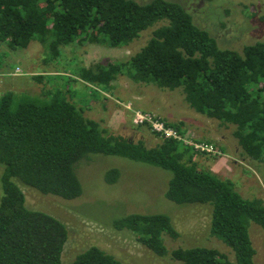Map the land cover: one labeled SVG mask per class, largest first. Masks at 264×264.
I'll use <instances>...</instances> for the list:
<instances>
[{
  "label": "trees",
  "instance_id": "16d2710c",
  "mask_svg": "<svg viewBox=\"0 0 264 264\" xmlns=\"http://www.w3.org/2000/svg\"><path fill=\"white\" fill-rule=\"evenodd\" d=\"M158 23L146 45L129 59L81 67L77 78L106 90L119 75L160 89L180 88L191 109L233 125L243 154L264 163V42L241 52L220 49L180 3L170 0H0V43L15 51L37 41L46 52L45 63L57 61L61 47L77 43L126 47ZM46 77L52 85L49 100L43 99L48 96L43 92L40 97L18 92L0 96V264H62L67 227L29 209L20 186L75 200L82 195L78 163L95 154L170 172L166 199L179 206L209 207L210 236L232 251L233 260L200 246L169 252L163 236L177 239L179 234L165 214L111 218L114 229L128 230L157 257L180 264H255L249 231L252 224L264 231L263 200L245 199L231 181L199 171L194 149L181 142L162 139L146 148L142 142L110 135L65 98L68 88L54 90L55 76L34 79ZM119 173L108 170L105 182L116 183ZM74 264L123 263L91 246Z\"/></svg>",
  "mask_w": 264,
  "mask_h": 264
},
{
  "label": "rangeland",
  "instance_id": "374dc122",
  "mask_svg": "<svg viewBox=\"0 0 264 264\" xmlns=\"http://www.w3.org/2000/svg\"><path fill=\"white\" fill-rule=\"evenodd\" d=\"M134 1L144 4L151 0ZM170 1L180 3L192 16L193 23L206 30L220 49L241 52L245 46L264 42V0ZM160 25L143 31L139 38L122 48L86 43L61 47L57 61L48 63L44 62L47 55L37 41H32L26 49L15 51L0 43V96L18 92L40 97L38 95L48 94L52 85L47 81L49 77L40 82L35 76H55L52 78L54 90L68 88L70 96L64 94L65 98L80 109L85 118L98 122L110 135L133 143L142 142L146 148L156 147L162 139L149 126H135L133 115L135 112L153 114L168 126L177 127L188 142L211 144L219 152L217 155L195 152L193 162L199 171L231 181L245 199L264 201V163L243 154L233 137V125L220 123L191 109L182 89H160L152 84L134 83L119 75L106 90L77 78L76 70L81 67L129 59L146 45L152 31ZM16 67L20 68L22 76L9 75ZM50 96L43 99L49 100ZM110 169L120 172L112 185L104 180ZM1 172L0 167V175ZM76 174L82 195L75 200L44 196L20 186L29 209L47 213L67 227L69 234L61 255L62 264H74L75 257L91 246L123 264H180L168 256L157 257L139 244L128 230L114 229L111 218L130 214L170 216L179 236L177 239L163 236L169 252L200 246L215 249L233 260L232 251L210 236L209 207L179 206L166 199L172 177L170 172L120 157L95 154L78 163ZM249 234L255 250L254 262L264 264V231L252 224Z\"/></svg>",
  "mask_w": 264,
  "mask_h": 264
},
{
  "label": "built area",
  "instance_id": "2783aa9c",
  "mask_svg": "<svg viewBox=\"0 0 264 264\" xmlns=\"http://www.w3.org/2000/svg\"><path fill=\"white\" fill-rule=\"evenodd\" d=\"M9 75L22 76L23 74L20 68L16 67L14 71ZM132 122L135 126H149L151 128V131L154 134L160 136L161 139L176 140L186 146L192 147L195 152L212 155H217L219 153L211 144L203 142H188L181 136L178 130L172 128L171 126H168L167 124H165V122H163L153 114L135 112Z\"/></svg>",
  "mask_w": 264,
  "mask_h": 264
},
{
  "label": "crops",
  "instance_id": "0c3cea01",
  "mask_svg": "<svg viewBox=\"0 0 264 264\" xmlns=\"http://www.w3.org/2000/svg\"><path fill=\"white\" fill-rule=\"evenodd\" d=\"M6 62H7V61H6ZM6 62H5V63H6ZM8 63H10V62L8 61L7 64H8ZM35 74H42V73H35ZM43 74H44V73H43ZM42 76H45V74L42 75Z\"/></svg>",
  "mask_w": 264,
  "mask_h": 264
}]
</instances>
